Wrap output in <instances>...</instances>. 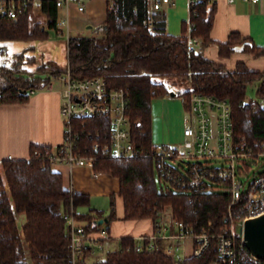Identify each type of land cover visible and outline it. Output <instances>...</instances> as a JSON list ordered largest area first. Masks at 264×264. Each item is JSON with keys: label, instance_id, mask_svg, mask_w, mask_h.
<instances>
[{"label": "trees", "instance_id": "1", "mask_svg": "<svg viewBox=\"0 0 264 264\" xmlns=\"http://www.w3.org/2000/svg\"><path fill=\"white\" fill-rule=\"evenodd\" d=\"M211 0H193L189 20L184 22L182 35L166 32L164 12L152 11L149 0H113L103 25L93 27L90 35H71L67 41V59L73 78L103 76L108 87L123 88L128 93L127 115L140 145L152 143V99L171 96L169 84L156 81L155 76H177L191 82L190 89L178 90L186 111L192 93L212 95L230 103L237 136L244 139L253 151L264 150V69L252 70L244 61L234 69L192 48L190 35L202 38V47L215 44L222 57L234 52L264 56V46L250 36L233 31L224 41L212 37L215 4ZM40 11L46 26L33 22V6H28L16 20L0 17V40L47 39L50 31L59 32L57 0H40ZM6 63L0 57V103L26 102L29 91L45 87L49 75L65 70L43 64L35 70L24 66L22 53ZM66 69V68H65ZM256 82L258 100H246L247 88ZM141 119L139 126L135 122ZM74 127L80 136L76 150L84 156H94L92 167L119 178V195L124 202V219H152L170 207L173 216L193 225L212 221L215 227L223 223L232 201L227 181L208 183L198 190L176 189L171 180L162 181L156 160L151 155L115 157L105 154L109 142L111 119L105 115L76 118ZM99 148L95 150L94 144ZM61 146V145H60ZM60 146L57 149H60ZM49 144H32L28 158L3 159L2 166L9 190L0 171V264H69L70 234L63 212L71 206L86 230L97 231L104 217L102 210L88 212L78 207L89 205L90 198L79 191L63 187L62 174L52 169ZM261 163V162H259ZM249 171L252 167L246 162ZM242 204V203H240ZM240 204L232 206L237 216ZM25 215L22 228L18 214ZM112 200L108 218L115 217ZM132 236H124L119 246L108 249L101 259L91 264H173L161 248L135 252ZM245 251L249 253L248 249ZM219 258L217 243L199 256L184 258L180 264H210ZM233 264V263H227Z\"/></svg>", "mask_w": 264, "mask_h": 264}, {"label": "built area", "instance_id": "2", "mask_svg": "<svg viewBox=\"0 0 264 264\" xmlns=\"http://www.w3.org/2000/svg\"><path fill=\"white\" fill-rule=\"evenodd\" d=\"M110 5L113 0H110ZM233 1V0H229ZM256 3L260 0H244ZM40 0H0V17L16 20L28 6H35ZM69 0H57V6ZM172 0H149V18L152 11L163 12L164 4H173ZM78 8L82 10L83 4ZM59 34L68 41L70 35L68 18H58ZM192 48L201 45V38L188 34ZM60 79L62 88L61 115L64 121V137L60 149L50 152L51 163L66 162L71 166L92 164L94 156H84L76 150V140L80 134L75 130L76 118L105 115L111 119L110 139L102 150L115 157H132L151 155L157 162L158 173L162 181L171 180L176 189L198 190L208 183L227 181L230 184L232 201L229 213L223 223L215 227L212 221L193 225L179 220L165 209L158 212L154 221L155 229L150 234L132 236L135 252L161 248L173 264H180L184 258L201 255L215 239L219 258L210 264H264V260L245 251L243 236L244 223L247 219L264 214V167L257 170L250 182L243 181L247 176L246 162L253 167L254 162L264 163V150L253 151L247 142L237 136L230 103L212 95L192 93L190 108L187 111L186 126L183 130L184 140L179 143H151L147 148L140 145L133 132V124L127 115L128 93L123 88L108 87L103 76L73 78L69 63L65 72L51 75L48 88ZM33 92V90H32ZM141 124V119L135 122ZM264 147V143H263ZM95 150L99 144H94ZM261 157H263L261 159ZM14 159L12 155L7 157ZM213 159L223 163L214 164ZM210 187V185H208ZM240 204L237 216L232 206ZM63 219L70 234V263L91 264L102 254L106 243L112 238L106 227L97 231L86 230L75 215V208L63 212ZM123 237L116 240L120 242ZM189 240V247L186 241ZM248 249V248H247Z\"/></svg>", "mask_w": 264, "mask_h": 264}, {"label": "crops", "instance_id": "3", "mask_svg": "<svg viewBox=\"0 0 264 264\" xmlns=\"http://www.w3.org/2000/svg\"><path fill=\"white\" fill-rule=\"evenodd\" d=\"M172 1L173 4H164L166 32L182 35L183 24L189 20L190 4L193 0ZM110 3V0H69L58 7V18H68L70 35H90L93 27L105 23ZM213 3L214 39L224 41L231 32L237 31L242 36H250L257 45L264 46V0L256 3L244 0H211V4ZM79 4L84 5L82 10L78 8ZM35 7L40 8L39 3ZM189 33L188 28L187 34ZM196 49L202 50L210 59L224 63L228 69H234L238 61H244L252 70L264 69V56L255 57L253 54L238 50L229 57H222L215 44L202 47V38L201 45ZM62 88L61 80L57 79L52 88L45 86L31 89L29 100L26 102L0 103V165L9 155L15 159L28 158L32 144H49L54 150L62 144L64 137V121L61 115ZM170 99L166 96L152 99V142L155 139L153 137L157 136L155 123L159 118H162L167 129L159 140L167 143H179L184 140V114L182 111L176 114L171 111L172 103L176 108L179 107L177 100ZM157 102L162 103L160 110L155 109ZM52 169L62 174L65 189L87 194L90 198L89 206L102 210L104 217L109 215L105 209L109 208L108 202L111 207L113 200L116 216L111 219L107 217L108 222L101 225L107 228L111 238L150 234L154 231L152 219L123 218L124 202L119 195L118 177L106 172H96L92 164L71 166L61 162L53 164ZM80 207L78 211L88 212L80 210Z\"/></svg>", "mask_w": 264, "mask_h": 264}, {"label": "rangeland", "instance_id": "4", "mask_svg": "<svg viewBox=\"0 0 264 264\" xmlns=\"http://www.w3.org/2000/svg\"><path fill=\"white\" fill-rule=\"evenodd\" d=\"M36 6V5H35ZM32 10V19L33 22H40L43 23L44 26H46V19L45 16L41 13L39 7H35ZM22 53L24 54L23 58L21 60H25L24 66L31 70H35L38 66L47 64L52 65L56 69L59 70H65L68 59H67V44H66V38L64 36H60L56 33L55 30L50 31V36L47 39H27V40H0V57L3 61L6 63H11L13 60L16 59V54ZM154 79L156 81H163L169 84V87L171 88V91H178V90H185L190 89L192 87L191 82L187 79H182L177 76H155ZM256 91V82L250 83L247 88V94H246V100L254 99L258 100V98L255 95ZM170 97V100H177L178 107L176 108V105L172 103L171 111L173 113H178L180 111L183 112L184 118H185V125L186 126V119L188 116V112L185 111L184 104L181 101V97L179 96H166ZM163 102V101H162ZM160 106H162V103L157 102L155 105L156 110H160ZM171 113V114H173ZM174 126L177 128L176 124ZM183 128V130H184ZM155 130L157 132V136L153 137L155 138L153 140V143H165V144H171L167 143L165 141L159 140L163 136V132H167L165 123H163L162 118L157 119L155 123ZM173 128L171 124V133H173ZM263 157H261L262 159ZM214 164H222L223 161L221 159H213ZM260 160L258 163L254 162L253 167L248 171L247 176L244 174L241 176V179L243 181L250 182L254 176V173L262 169L264 167V163ZM0 171L2 173V176L5 180V185L7 190H9L8 182L6 181L4 169L2 164L0 165ZM110 202H108V209H105L106 213L109 214L110 212ZM89 205H82L80 207V210L82 211H89L90 210ZM165 210L167 212H171L170 207H165ZM119 211H122V209H119ZM106 214V215H107ZM18 220L19 225L21 226L23 224V221L25 220V215L23 213L18 214ZM23 226V225H22ZM21 226V228H22ZM190 241H186L187 247H189ZM119 246L118 240L116 238H112L106 243V248L102 252V254L98 255L96 258L101 259L105 256L106 251L108 249H112Z\"/></svg>", "mask_w": 264, "mask_h": 264}, {"label": "water", "instance_id": "5", "mask_svg": "<svg viewBox=\"0 0 264 264\" xmlns=\"http://www.w3.org/2000/svg\"><path fill=\"white\" fill-rule=\"evenodd\" d=\"M176 92L171 91L174 96ZM99 223H107L108 218H100ZM243 236L248 250L256 257L264 260V214L249 218L244 223Z\"/></svg>", "mask_w": 264, "mask_h": 264}]
</instances>
